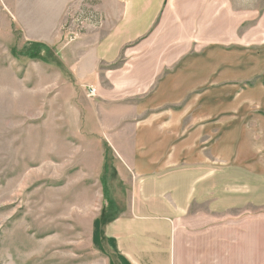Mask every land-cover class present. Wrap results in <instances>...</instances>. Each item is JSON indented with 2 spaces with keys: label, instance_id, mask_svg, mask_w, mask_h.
Wrapping results in <instances>:
<instances>
[{
  "label": "crops",
  "instance_id": "crops-1",
  "mask_svg": "<svg viewBox=\"0 0 264 264\" xmlns=\"http://www.w3.org/2000/svg\"><path fill=\"white\" fill-rule=\"evenodd\" d=\"M89 1L106 22L61 58L93 103L89 158L109 181L94 249L107 264H264V0ZM244 69L259 112L195 128L211 111L189 107L194 91Z\"/></svg>",
  "mask_w": 264,
  "mask_h": 264
},
{
  "label": "rangeland",
  "instance_id": "rangeland-1",
  "mask_svg": "<svg viewBox=\"0 0 264 264\" xmlns=\"http://www.w3.org/2000/svg\"><path fill=\"white\" fill-rule=\"evenodd\" d=\"M81 4L0 0V264H107L92 245L93 222L110 196L106 175L89 158L98 139L93 103L61 58L71 43L64 21ZM35 43L47 48L31 57ZM253 71L244 69L239 80L229 73L224 82L216 72L212 83L195 90L189 107L211 113L195 116L194 127L208 121L215 128L220 112L227 122L247 118L229 116L237 109L259 112L253 95L240 97L256 88ZM121 124L119 135L134 129L133 122Z\"/></svg>",
  "mask_w": 264,
  "mask_h": 264
},
{
  "label": "built area",
  "instance_id": "built-area-1",
  "mask_svg": "<svg viewBox=\"0 0 264 264\" xmlns=\"http://www.w3.org/2000/svg\"><path fill=\"white\" fill-rule=\"evenodd\" d=\"M82 3L77 10H71L64 21L63 32L68 42H73L87 34L91 29H100L106 22V17L95 4L89 0H80ZM97 89L90 87L89 96H95Z\"/></svg>",
  "mask_w": 264,
  "mask_h": 264
},
{
  "label": "trees",
  "instance_id": "trees-1",
  "mask_svg": "<svg viewBox=\"0 0 264 264\" xmlns=\"http://www.w3.org/2000/svg\"><path fill=\"white\" fill-rule=\"evenodd\" d=\"M32 45H33V51L35 50V52H33V54H31V57L39 56L38 54H39L40 49L47 48L46 45L40 44V43H35V44H32Z\"/></svg>",
  "mask_w": 264,
  "mask_h": 264
}]
</instances>
